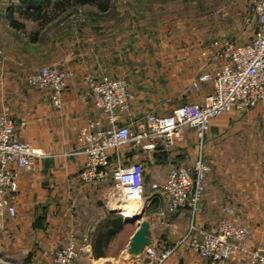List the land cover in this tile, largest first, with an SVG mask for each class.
<instances>
[{
  "label": "crops",
  "instance_id": "crops-1",
  "mask_svg": "<svg viewBox=\"0 0 264 264\" xmlns=\"http://www.w3.org/2000/svg\"><path fill=\"white\" fill-rule=\"evenodd\" d=\"M0 3L6 7L0 12V22L7 20L8 27H13L10 22L12 2L0 0ZM218 5L220 11L212 4L214 9L204 8L200 15L202 21L212 18V23L202 24L201 29L192 33L195 35L185 36L187 39L180 44L171 42L165 45L167 58L141 71L143 76H139L133 67H108L106 59L101 57L102 54L125 53L123 44L118 43L121 32L107 45L114 47L115 51H108L107 46L103 49L105 43L100 46L102 48L94 47L90 51L85 42L82 47L89 53L85 56L79 49L70 53L64 51L65 41L59 43V35L54 36L52 32L53 35H46L50 41H47L44 52L39 53L38 47H30L22 54L17 66L11 67L9 74L14 77L10 76L13 79L3 83L0 112L8 113L16 121L21 140L48 151L49 155L36 158L29 169L17 168L19 188L12 199L17 215L0 218L4 243L7 248L12 244L14 249L13 258H8V262L52 264L51 252L75 234L77 243L86 246L80 262L123 264L128 260L134 264L149 263L144 251L140 255L128 252L129 241L139 222H126L123 206L121 211L108 205V196L115 190L114 180L85 182L80 175L84 165V156L77 153L81 127L89 120H101L104 129L110 127L103 112L94 106L89 96L88 78L110 74L128 79L134 99L130 110L121 114L120 123H130L132 128L135 121L146 114H166L173 107L150 103L202 100L212 89L211 84L205 83L199 92L194 89L193 81L201 72L215 71L224 62L211 43L250 37L255 28L246 34L248 21L245 16L250 0H218ZM222 6L228 7V13ZM219 13L224 15L219 16ZM227 14L229 18L224 17ZM34 37L40 38L41 30L35 31ZM75 43L74 46L80 47L82 41L78 42L79 45ZM43 64L59 65L73 73L63 92L61 105L50 88L39 89L25 79ZM145 86H162L158 88L162 93L151 88L145 90ZM263 115L264 100L248 111L231 110L213 120L202 145L203 156L212 169L207 176L200 209L195 214L189 207H183L161 217L157 211L166 207V198L160 193L153 194L150 187L152 182L166 178L170 163L190 164L197 156L200 140L194 130L187 129L183 140L171 150H161L160 147L151 151L126 146L114 153V157L143 167L147 196L141 208L144 210L141 220L149 222L150 230V243L145 248L155 246L160 251L171 246L192 223L216 231L223 219H229L248 225L250 246L264 250ZM21 122L25 125L22 126ZM164 264H241V258L236 256L215 263L201 257L188 245H182Z\"/></svg>",
  "mask_w": 264,
  "mask_h": 264
},
{
  "label": "built area",
  "instance_id": "built-area-1",
  "mask_svg": "<svg viewBox=\"0 0 264 264\" xmlns=\"http://www.w3.org/2000/svg\"><path fill=\"white\" fill-rule=\"evenodd\" d=\"M248 11L255 26L248 40L211 43L224 62L215 71L201 72L193 81L194 89L199 92L205 83L211 84L212 89L200 101H184L162 115L150 112L136 120L132 128L130 123H120L121 114L130 110L133 99L129 81L107 74L88 78L89 96L110 127L104 129L101 120H89L81 127L77 137V153L84 156L80 175L85 182L114 180L115 190L107 199L109 206L122 211L125 202L137 200L142 208L147 196L143 167L114 157V153L126 146L171 150L183 140L185 131L192 129L200 140L197 156L190 164L170 163L166 178L152 182L150 187L153 194L160 193L166 198V207L157 211L161 217L183 207H189L193 214L200 209L212 169L203 156L202 145L213 120L231 110L248 111L264 100V0H250ZM72 76L70 70L46 65L30 74L28 82L38 88H50L61 105ZM20 124L23 126L25 122ZM17 125L8 113H0V218L17 215L12 200L19 188L17 168L29 169L36 158L49 155L48 151L21 140ZM250 239L248 225L223 219L216 231L192 223L171 246L160 251L150 246L144 252L149 258L147 264H164L182 245L215 263L240 256L241 264H264V250L251 247ZM85 251L86 246L79 245L75 234H71L51 252V263L76 264Z\"/></svg>",
  "mask_w": 264,
  "mask_h": 264
},
{
  "label": "rangeland",
  "instance_id": "rangeland-1",
  "mask_svg": "<svg viewBox=\"0 0 264 264\" xmlns=\"http://www.w3.org/2000/svg\"><path fill=\"white\" fill-rule=\"evenodd\" d=\"M52 1L55 2L42 10L43 12L46 11V16H48L49 22L47 23L41 19L32 18L34 14H37L36 8H29L31 14L24 9L21 11L15 10L13 17L18 22L17 27H8L7 20L0 22V96L2 95L3 83L12 80L14 77L13 74H9L11 73V67L17 66L22 54L26 53L30 47H38L40 48L39 53L44 52L47 41H50V37L46 38V35H50L52 32L54 36L59 35V38H57L59 43L65 41L66 45L62 47L64 51L70 53L75 49H79L84 56L89 54H87V48L85 50L82 47L85 42L90 51H93L94 47L102 48L100 46L103 43H105L103 46V49H105L107 45H110V41L116 40L115 36H120L119 32H121L122 36L118 39V43L123 44L125 53L116 55L113 53L109 55L102 54L101 57L106 59L108 67L113 69H129L133 67L137 69L139 76H143L141 71L144 72L149 66L152 67L161 62L164 57L167 58L164 53V47L168 46L169 43L177 42L180 44L187 39L185 36L195 35L192 33H196V31L201 29L202 24L212 23V18L201 20L200 15L204 8H219L218 0H96L86 4H79L76 0ZM57 1L61 5L56 7L54 3H57ZM99 1H104L105 7H101ZM10 2L13 3V7L19 5V0H10ZM212 4L215 6L211 7ZM221 8L225 11L228 10L227 6L225 8L222 6ZM5 9L6 7L0 3V12ZM221 15H224V13H219V16ZM224 17L229 18V14ZM245 19L248 21L245 25L246 34H248L254 28L253 17L249 11H247ZM38 29L41 30V37L35 38L34 33ZM70 35L75 37L67 39L66 37H70ZM62 37L65 39H62ZM234 39L246 41L249 37ZM73 40L76 45L79 41H82L81 46H74ZM106 48L108 51H115L114 47L107 46ZM92 55L95 56V54H90V56ZM46 65L51 64H43L41 67ZM41 67L30 74L37 72ZM30 74L25 77L27 82ZM10 76L13 77L11 78ZM109 76L111 75L109 74ZM144 88L145 90L151 88L152 90L155 89L156 92H161L159 89L163 87L145 86ZM131 92L134 99L132 88ZM180 103L157 101L150 104L157 106L171 105L173 106L171 109H173ZM11 245L8 248L5 245L4 234L0 228V264H18L16 262H8V258L14 254V249ZM76 264L88 263L77 261ZM123 264L134 263L126 260Z\"/></svg>",
  "mask_w": 264,
  "mask_h": 264
},
{
  "label": "water",
  "instance_id": "water-1",
  "mask_svg": "<svg viewBox=\"0 0 264 264\" xmlns=\"http://www.w3.org/2000/svg\"><path fill=\"white\" fill-rule=\"evenodd\" d=\"M143 218V209L137 214H131L124 216L126 222H139L138 229L132 235L129 241L128 252L130 254L138 255L142 253L145 246L150 243V230L149 222L147 220H141Z\"/></svg>",
  "mask_w": 264,
  "mask_h": 264
},
{
  "label": "trees",
  "instance_id": "trees-1",
  "mask_svg": "<svg viewBox=\"0 0 264 264\" xmlns=\"http://www.w3.org/2000/svg\"><path fill=\"white\" fill-rule=\"evenodd\" d=\"M76 1H78L79 4H86L88 2H94L96 0H76ZM53 2H55V1H52V0H19V5H17L16 7H13V3H12L10 12H11V14H13L15 10H20L21 11L23 9L26 12H29V8H36L37 9L36 10L37 14L36 15L34 14L33 18L41 19L45 23H47V22H49V19L47 18L48 16H46V11L43 12L42 10L45 9V7L46 8L49 7ZM54 5L57 7L58 5L60 6L61 3L59 1H57V3H54ZM99 5L101 7H105V2L104 1H99ZM10 22H11V25L13 27H17L18 26V22H17V20L14 17H11ZM34 35H35V33H34Z\"/></svg>",
  "mask_w": 264,
  "mask_h": 264
},
{
  "label": "bare ground",
  "instance_id": "bare-ground-1",
  "mask_svg": "<svg viewBox=\"0 0 264 264\" xmlns=\"http://www.w3.org/2000/svg\"><path fill=\"white\" fill-rule=\"evenodd\" d=\"M124 216H128L131 214H137L140 212L141 202L140 201H129L125 202L123 205ZM14 262V261H11Z\"/></svg>",
  "mask_w": 264,
  "mask_h": 264
}]
</instances>
